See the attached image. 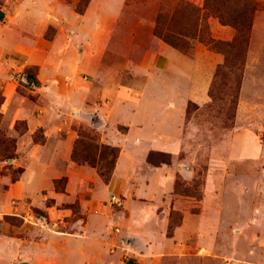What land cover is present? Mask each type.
<instances>
[{
  "label": "crops",
  "instance_id": "0c3cea01",
  "mask_svg": "<svg viewBox=\"0 0 264 264\" xmlns=\"http://www.w3.org/2000/svg\"><path fill=\"white\" fill-rule=\"evenodd\" d=\"M103 1L79 14L65 0H0V139L13 145V158L0 151V264H166L180 255L176 242L212 239L231 242L229 251L204 245L215 264H264L259 81L249 94L245 76L237 118L214 152L201 145L192 153L188 108L211 100L223 55L203 44L193 55L160 40L146 44L136 31L119 36L124 27ZM128 46L140 53L106 57ZM31 70L38 84L27 78ZM92 128L119 149L108 183L72 158L80 131ZM151 152L172 162L154 166ZM201 162L202 198L177 193V181L199 178ZM113 196L122 203L116 212ZM74 204L86 220L64 229L72 216L65 206ZM175 214L181 223L170 237ZM123 239L134 244L130 259Z\"/></svg>",
  "mask_w": 264,
  "mask_h": 264
},
{
  "label": "rangeland",
  "instance_id": "374dc122",
  "mask_svg": "<svg viewBox=\"0 0 264 264\" xmlns=\"http://www.w3.org/2000/svg\"><path fill=\"white\" fill-rule=\"evenodd\" d=\"M73 6L75 11L80 0H65ZM180 1L182 4L179 6ZM91 2V0H90ZM109 7L117 20L118 27L123 26L125 31L117 34L119 36L135 35V31L143 38L146 44H153L157 40L162 41L154 34L156 21L159 14L163 13V20L166 21L169 16H173L174 24L177 28L188 30L197 33L196 38L190 40L191 48L186 52L187 55H193L197 45L203 44L210 51L220 53L224 57V62L217 67L213 83L210 88L211 100L206 105L198 108L195 105H190L188 108L187 119L191 121L189 127L192 138L190 139L191 152L197 154L201 149L206 150L209 154L215 150L217 142H221L226 138V134L233 127L234 122L239 112L240 91L245 76L249 79L247 83V92H251L254 85L259 81L257 90L261 95L264 94V0H107ZM99 8H103L104 1L97 0ZM107 5V6H108ZM248 19L251 24V29H247L248 40L246 43L238 44L236 40L237 30L232 26L231 22L234 19ZM226 27L227 29L223 28ZM230 30L234 33L232 39H228ZM210 40L217 42L214 49L208 45ZM130 44V43H129ZM131 45V44H130ZM252 47V57L250 55ZM136 51V52H134ZM133 52V53H132ZM139 49H132L128 46L127 49H119L113 47L108 50L106 57L115 59L122 56L136 57ZM180 52V51H179ZM98 53V51H97ZM140 53V52H139ZM105 55V54H104ZM98 56V55H97ZM89 134L96 137L94 148L96 155L88 160V154L85 153V148L80 146L77 150V156L84 163L79 165L95 168L98 174L108 177L113 169L116 152L112 147L102 144L99 133L95 129L81 130V134ZM87 141V138H82ZM165 159L162 156H154L156 162ZM172 162V160H171ZM199 170V178L190 186H184L182 182L178 184L179 194L191 196L197 200L203 196V172L208 168V164L201 162L197 166ZM100 176V175H99ZM102 177L104 182L106 179ZM59 184L64 183L61 181ZM58 184V185H59ZM232 194H225V199L231 201ZM252 199L256 200L252 194ZM215 202V199L211 200ZM231 203V202H230ZM72 210V216L66 222L67 228L70 230L72 224L76 221L85 222L86 215L82 209L74 205L65 206ZM113 212L120 207L113 205ZM215 213V210L212 212ZM230 217L231 210H228ZM37 214V213H36ZM115 216V213H114ZM116 217V216H115ZM180 214H175L173 223L169 227V236H173V231L180 225ZM115 223L112 225V234H117ZM119 234V233H118ZM125 258L130 259V255H135L133 252V242L125 239ZM177 243V251L180 255H175L174 258L165 260L166 264H215L214 260L204 251V245L214 249L220 243L225 250L229 251L231 242L224 240L216 242L215 239L210 241L192 240L180 241ZM198 255L196 256L195 254ZM139 257V255H137ZM204 256V257H201Z\"/></svg>",
  "mask_w": 264,
  "mask_h": 264
},
{
  "label": "trees",
  "instance_id": "16d2710c",
  "mask_svg": "<svg viewBox=\"0 0 264 264\" xmlns=\"http://www.w3.org/2000/svg\"><path fill=\"white\" fill-rule=\"evenodd\" d=\"M89 3H90V0H80L77 7H76V9H77L76 12L79 14H83L86 11ZM181 4H182V2L180 1L179 6ZM162 14L163 13L159 14V16L157 18L154 34L156 36H158L160 39H162L163 42H165L166 44H168L169 46H171L172 48H174L180 52H186V51L190 50V48H191L190 40L196 38V36H197L196 31L190 32L188 30L179 29L174 24L173 16L170 17L168 14V19L166 21H164ZM231 23H232L231 25L234 26L235 29L237 30V35H236L237 37H236L235 41L238 44L246 43L248 40V37L247 38L245 37L247 35L246 31H247V29L248 30L251 29V24L248 22V19L247 18L246 19L245 18L244 19H234V20H232ZM208 43H209L208 45L211 47V49H214L217 46V42L214 40H210ZM26 76L29 79V81H31L32 83L38 84V82L35 78L34 71H32V70L27 71ZM83 137L88 139V143H87V141L82 140ZM95 141H96V137L91 136L87 133H85V134L82 133L79 136V139L77 140L75 147H74V150H73V155H72L73 161L78 163V164L84 163L77 156V150L80 146H83L85 148V153L88 154V160H90L91 158H94V156L96 155V150H97V149L96 150L94 149V148H96L94 146ZM109 147H111V146H109ZM12 148H13V145H12L11 141H9V140L5 141V140L0 139V151H2V153L4 154V157L6 159L13 158V152H12L13 149ZM111 149L117 153L116 157L114 159L113 169H112V171L108 177H105L99 173L101 178L105 177V179H106L104 181L105 183H108L110 181L112 174H113V171H114V168H115L117 158L119 156V149L118 148L112 147ZM156 155L162 156L165 159H163L162 161L156 162L153 160V157ZM171 160H172L171 155L165 154V153H159V152H151L149 154V157H148L149 163L154 165V166H158L161 164H170ZM21 172H22L21 170L14 172V175H13L14 181H16L19 178ZM64 182H65V180H63V183ZM179 182L180 181H177V185H176V192L177 193H179V191H178ZM57 184H59V182H57Z\"/></svg>",
  "mask_w": 264,
  "mask_h": 264
},
{
  "label": "built area",
  "instance_id": "2783aa9c",
  "mask_svg": "<svg viewBox=\"0 0 264 264\" xmlns=\"http://www.w3.org/2000/svg\"><path fill=\"white\" fill-rule=\"evenodd\" d=\"M111 204L116 205L117 207H122L121 199L119 197H116V196L112 197ZM116 232L120 233L119 227H116ZM122 243L125 245V244H127V241L125 239H123Z\"/></svg>",
  "mask_w": 264,
  "mask_h": 264
}]
</instances>
